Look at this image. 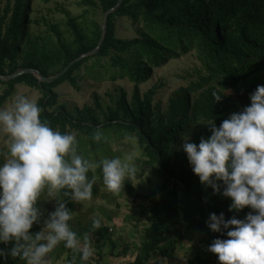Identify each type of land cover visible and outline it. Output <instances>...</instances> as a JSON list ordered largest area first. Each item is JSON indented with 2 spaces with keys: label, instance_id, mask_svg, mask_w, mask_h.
Listing matches in <instances>:
<instances>
[{
  "label": "trees",
  "instance_id": "16d2710c",
  "mask_svg": "<svg viewBox=\"0 0 264 264\" xmlns=\"http://www.w3.org/2000/svg\"><path fill=\"white\" fill-rule=\"evenodd\" d=\"M49 3L53 0H42ZM118 0H81L83 6L97 5L104 14ZM31 0H6L0 16V74L10 75L20 68H35L45 76H53L62 71L70 62L83 53L93 50L100 39L101 24H94L95 30L88 35L78 26L75 18L67 24L73 35L72 44H65L57 27H51L58 41V51L43 54L42 65L33 62L19 64L22 38L26 36L30 16ZM116 18H127L135 26L136 37L120 39L116 36ZM193 52L202 74L198 82L181 87L173 92L167 109L162 112L152 106L157 87L140 92L139 86L151 79L152 69L165 65L170 59ZM95 59L85 67L89 60ZM99 67L96 73L105 72L115 81L126 78L133 85L130 100L121 91L113 104L102 109L95 102L99 112L84 107L70 113L64 106H57L59 96L54 89L68 82L74 89L79 88L75 74L84 67ZM264 73V0H124L121 6L108 17L106 34L99 51L73 66L51 83L39 82L32 74H24L13 80L0 81L4 86L0 94V106L12 96L16 85L37 89L40 97L37 103L42 109L41 119L61 132H74L79 141V150L90 147L92 160L106 157L102 148L93 139L98 129L119 135L122 132L134 134L143 147L146 163L157 166L161 183L152 191L138 193L130 179L118 193H126L135 200L148 202L147 225L143 229L140 249L129 264H146L155 253L170 258L175 249L169 237L179 231L181 223L187 233L195 232L204 237L208 246L216 237L226 235L213 232L207 225L209 215L225 213V218L236 215L244 218L249 207L240 211H229L230 197L214 194L211 187H205L182 150L183 138L190 136L200 142L202 136L211 134L209 121L217 126L234 111H241L250 104V93L264 81L248 79ZM243 82L244 87L239 86ZM199 91V92H198ZM214 91H220L223 99L215 101ZM236 94L232 98L228 92ZM198 92V93H197ZM195 93V96L193 94ZM99 151V153H97ZM83 155L88 158L85 151ZM182 153V154H181ZM94 175L103 179L100 168ZM93 172H89V177ZM96 187L93 185V193ZM60 199H68L58 192ZM42 198V197H41ZM41 206V200L38 202ZM74 201L69 207L74 211ZM42 207V206H41ZM34 225L31 231L39 230ZM103 248L109 243L117 247L111 239L109 228L102 225L93 228V222L86 228ZM84 241V234H79ZM169 246V248L167 246ZM10 246V245H9ZM0 247L4 245L0 244ZM62 250L68 254L69 264H82L81 253L71 248ZM130 250L123 244L119 251L125 256ZM102 256L101 252L98 253ZM188 264H220L217 254L196 255L185 258ZM19 258H8L6 264H19ZM23 262V261H21Z\"/></svg>",
  "mask_w": 264,
  "mask_h": 264
},
{
  "label": "clouds",
  "instance_id": "9594fccd",
  "mask_svg": "<svg viewBox=\"0 0 264 264\" xmlns=\"http://www.w3.org/2000/svg\"><path fill=\"white\" fill-rule=\"evenodd\" d=\"M213 96L217 102L223 99L220 91ZM250 101L219 126L209 121L211 134L199 143L188 136L181 145L200 182L231 198L229 211L250 208L244 218L226 219L224 212L209 215L208 227L226 235L208 245L220 264H264V84L250 93ZM41 112L37 101L26 95H18L11 107H0V133L5 135L0 147V264L9 257L48 264L49 253L61 242L88 261L94 248L87 235L81 247L70 223L69 201L92 199L96 176L89 177V172L97 168L114 193L121 191L126 177L136 175L133 154L92 161L80 152L74 132L53 128ZM93 139L106 137L98 129ZM61 191L68 199L56 197ZM45 192L55 199V209L47 216L38 203ZM34 225L41 227L31 231ZM101 226L102 219L95 218L93 228Z\"/></svg>",
  "mask_w": 264,
  "mask_h": 264
},
{
  "label": "rangeland",
  "instance_id": "374dc122",
  "mask_svg": "<svg viewBox=\"0 0 264 264\" xmlns=\"http://www.w3.org/2000/svg\"><path fill=\"white\" fill-rule=\"evenodd\" d=\"M80 1L53 0L49 3H44L42 0H31L27 33L21 40L20 65L30 62L42 65L41 56L43 54L58 51L57 37L51 30L53 26L57 27L61 33L63 43L66 45L72 44L73 35L67 24L69 19L75 18L76 23L84 32L88 35L92 34L95 30L94 24H101L103 13L97 5L83 6ZM5 4L6 0H0V16ZM115 23L116 36L118 38L131 39L136 37V28L129 19L116 18ZM94 60H89L84 66H90ZM98 70L100 68L95 66L90 68L89 71L84 67L76 71L75 74L79 83L78 89H74L68 82L57 86L54 89L59 96L57 106H64L72 114L86 106L95 109L98 113L99 109L95 106V102H98L102 109H106L107 106L113 104V101L120 95L121 91L125 92L127 100H130L133 85L126 78L112 81L105 72H101L98 75L96 73ZM152 72L151 79L140 85L139 88L142 94L153 86L157 87L152 106L154 108L157 107L162 112L167 109L169 98L175 90L198 82L200 72L202 74L200 65L195 59L193 52L186 55L181 54L178 58H172L165 65L152 69ZM256 79L264 81V73L261 78L257 77V75L249 78L248 83ZM239 86L244 87L245 84L240 82ZM3 89L4 86L0 85V94ZM228 94L232 98L236 97L233 91L228 92ZM18 95H26L36 101L40 97L37 89L25 85H16L12 96L0 107H11ZM193 96H195V93ZM104 136L106 139H102L99 142L96 141V143L102 148L106 157L120 156L123 159L129 153L134 155L133 163L137 169L136 175L126 177V179L132 181V186L138 193L150 192L161 183V175L157 166L146 163L147 157L144 155L143 147L134 134L122 132L117 135L112 132H105ZM4 142L5 135L0 133V147L4 146ZM82 151H85L90 156L88 159L92 160L89 146H85L83 150H80L83 154ZM181 152L185 156L187 155L183 149ZM94 185L97 191L93 193L90 201H74L73 217L70 221L73 230L78 235H87L94 248V255L88 261H82L81 259L80 261L82 264H129L134 260L136 253L140 249L143 229L147 225L148 202L135 200L125 192L119 195L108 190L103 179L97 176ZM56 197L59 198L58 193H56ZM41 206L44 216H47L48 212L55 209V199L50 198L45 192L41 198ZM97 217L102 219V225L109 228L111 239L117 247L113 248L107 243L103 248H98L96 241L88 233H84L85 228ZM180 224L178 232H174V228L171 229L172 234L169 239L175 249L172 256L166 258L155 253L146 264H188L185 258L196 255H213V252L208 250L202 235H198L195 232L187 233L184 224L181 222ZM83 243L84 241H81V247H83ZM123 244H127L130 247L124 257L118 255ZM62 245L63 242L49 253L48 264H69L67 261L68 254L62 250ZM167 247L169 248V246ZM99 252L102 254L101 257L98 255ZM19 264H24V262L19 261Z\"/></svg>",
  "mask_w": 264,
  "mask_h": 264
},
{
  "label": "water",
  "instance_id": "95a60500",
  "mask_svg": "<svg viewBox=\"0 0 264 264\" xmlns=\"http://www.w3.org/2000/svg\"><path fill=\"white\" fill-rule=\"evenodd\" d=\"M124 0H118L117 3L109 8L104 14H103V17H102V22H101V35H100V39L98 41V44L97 46L89 51V52H86V53H83L82 55H80L79 57H77L76 59H74L72 62H70L62 71H60L59 73L53 75V76H45L43 75L38 69H35V68H20L18 69L16 72H14L13 74H10V75H1L0 74V81H9V80H13L21 75H24V74H32L34 77H36L38 79L39 82H43V83H51L55 80H58L60 77L64 76L65 73L70 69L71 66H73L75 63L85 59V58H88L90 56H93L95 55L102 43H103V40L105 38V34H106V25H107V21H108V17L114 13L120 6L121 4L123 3Z\"/></svg>",
  "mask_w": 264,
  "mask_h": 264
},
{
  "label": "crops",
  "instance_id": "0c3cea01",
  "mask_svg": "<svg viewBox=\"0 0 264 264\" xmlns=\"http://www.w3.org/2000/svg\"><path fill=\"white\" fill-rule=\"evenodd\" d=\"M175 252V251H174Z\"/></svg>",
  "mask_w": 264,
  "mask_h": 264
}]
</instances>
